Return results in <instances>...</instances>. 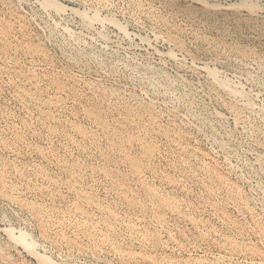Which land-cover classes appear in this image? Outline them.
<instances>
[{"label":"rangeland","instance_id":"1","mask_svg":"<svg viewBox=\"0 0 264 264\" xmlns=\"http://www.w3.org/2000/svg\"><path fill=\"white\" fill-rule=\"evenodd\" d=\"M104 1L0 0V264H264L258 153L225 115L210 140L207 72L175 63L253 62L264 127V0Z\"/></svg>","mask_w":264,"mask_h":264},{"label":"bare ground","instance_id":"2","mask_svg":"<svg viewBox=\"0 0 264 264\" xmlns=\"http://www.w3.org/2000/svg\"><path fill=\"white\" fill-rule=\"evenodd\" d=\"M108 1V0H107ZM110 1V0H109ZM113 1V0H112ZM129 5H131L136 12V14H138L139 16H145L147 17V19L150 21V23H152V25H156V20L154 18H152V15H150L147 12V7L146 6H142V4H140V1L138 0H126ZM93 2L97 5H100L101 7H106V3L104 0H93ZM40 3V1H39ZM45 4V2H43ZM83 3V2H82ZM88 3V2H87ZM85 4V3H84ZM123 4V3H122ZM41 5V4H40ZM124 5V4H123ZM127 5V4H126ZM110 6V5H109ZM128 6V5H127ZM44 7V6H43ZM100 7V8H101ZM112 7V6H111ZM114 7V6H113ZM122 7V6H121ZM110 8V7H109ZM131 8V7H130ZM132 8V9H133ZM102 9V8H101ZM107 9V8H106ZM129 10V9H128ZM151 10V8H150ZM131 11V10H130ZM149 11V10H148ZM61 14V13H60ZM122 14V13H121ZM132 14V13H131ZM134 14V12H133ZM135 16V15H133ZM137 17V16H136ZM155 17V15H154ZM93 18V17H90ZM135 19V18H134ZM162 20V19H161ZM162 23V22H161ZM153 28V27H152ZM158 30V29H157ZM156 31V30H155ZM160 31V30H158ZM156 37L160 36L158 35L157 32H154ZM92 35V34H91ZM195 35V34H194ZM153 37H155L153 35ZM166 37V36H165ZM168 37V36H167ZM172 37V36H171ZM163 38L165 40H168V42L173 45L172 47L176 48L179 45V42L177 43L176 41L172 40L170 37V39L168 38H164V37H160V39ZM159 39V40H160ZM179 40V39H178ZM157 41V40H156ZM212 45V44H211ZM174 48V49H175ZM181 47H179L178 49L180 50ZM153 49V48H152ZM219 49V48H218ZM177 50V49H175ZM224 50V49H223ZM183 51V49H182ZM220 51V50H219ZM222 51V50H221ZM234 51V50H233ZM155 52V51H154ZM173 49L171 48L169 50V53L167 54V57L171 60L175 59L176 57H174V53H173ZM208 52V51H207ZM237 53V52H236ZM176 54V53H175ZM240 54V53H238ZM244 55V53H243ZM246 56V55H245ZM248 59V58H247ZM178 60V59H177ZM117 61V60H116ZM179 61V60H178ZM178 61L175 63L180 66V68L185 69L186 72H190L196 75H200L201 71H205V77L202 79V84L204 85V87L206 88L207 91V96L210 97V99H213L218 106H220V108L222 109V114L221 113H213L212 115L208 114V112L201 113L202 110H200L199 114H197L195 120L197 125L198 124H203L204 128L209 130V138L210 140L214 143L217 142L216 138H213L216 133L218 134L219 130L226 134L227 133V129L224 126L225 122H223V119H227L226 117H223V115L227 116L229 121H231L234 126L236 127V129H238L244 137V141L247 142L248 146L250 147V151L252 153H258V155H256L258 158V164H262L261 166L264 167V156H261V153L259 152L260 150H264V127L262 125L257 124L256 122V118H258V112L255 110L254 104L251 101V99L247 98L244 95V91H243V86L244 83H256L257 81V75H253V70L252 68L254 67V63L253 62H247V64L245 66L248 65V67H245L243 69H241L240 74L239 75V82L238 81H230V80H222L219 79L217 77L218 73H215L216 71L214 69H210L208 68L206 65H203L201 67H196V66H188L185 64H181L178 63ZM253 61V60H252ZM116 63V62H114ZM176 65V66H177ZM192 65V64H190ZM239 66V65H238ZM132 67V66H131ZM240 68V67H239ZM146 71V70H145ZM148 71V70H147ZM255 72V71H254ZM131 73V72H130ZM146 73V72H145ZM144 74V73H143ZM192 74V75H193ZM137 75V74H136ZM195 75V76H196ZM147 77V76H145ZM203 77V76H202ZM149 78V77H148ZM146 80H149V79ZM180 79V78H179ZM142 81V79H141ZM145 81V80H144ZM152 83L153 81L150 80ZM178 81V80H177ZM177 81L176 84L178 83ZM181 81V80H179ZM150 82V83H151ZM157 82V81H156ZM164 82V81H163ZM167 82V81H166ZM174 82V84H175ZM244 82V83H243ZM142 83V82H141ZM151 83V84H152ZM168 83V82H167ZM182 83V82H181ZM258 86V85H257ZM149 87V86H148ZM185 87V86H184ZM187 87V85H186ZM153 88H155V90L159 93V96L161 95L162 97H164L165 99H167L168 101H170V99H173V92L174 89L172 87L171 84H161V81L157 82V83H153ZM193 89V87H191ZM184 90V89H183ZM197 90V89H196ZM155 92V91H154ZM190 92V93H189ZM194 92V91H193ZM192 92V93H193ZM196 92V91H195ZM202 92V89H201ZM188 93L191 94V89L188 88ZM154 94V93H153ZM186 94V93H185ZM197 93H194L193 96H189L188 94V98L186 99L185 102L188 103V109L187 111L189 113L193 112L194 109H196L197 107L195 106V104H198L197 100H196V95ZM204 95V94H203ZM206 95V94H205ZM204 95V96H205ZM184 96V95H183ZM206 96V97H207ZM248 96V95H247ZM200 97V96H199ZM186 98V97H185ZM162 99L163 102H165L166 100ZM175 99V98H174ZM183 99V98H182ZM181 99V100H182ZM198 99V98H197ZM253 100V99H252ZM172 102V100L170 101ZM177 102V100H176ZM178 104V103H177ZM186 104V103H185ZM177 106V105H176ZM256 106V105H255ZM196 107V108H195ZM201 107V106H200ZM257 107V106H256ZM199 109V108H197ZM205 109V107H204ZM259 109V108H258ZM206 110V109H205ZM197 111V110H196ZM199 111V110H198ZM260 112V111H259ZM262 112V111H261ZM215 114V115H214ZM214 115V116H213ZM189 116V114H188ZM192 115H190L191 117ZM264 116V114H263ZM262 116V118H263ZM194 117V116H193ZM192 118V117H191ZM191 121V120H190ZM259 122V120H258ZM215 123V124H214ZM261 123V122H260ZM192 125V124H191ZM227 126V125H226ZM197 128V127H196ZM204 130V129H203ZM230 131V130H229ZM208 133V134H209ZM220 134V133H219ZM230 134V133H229ZM213 136V137H212ZM217 137V136H216ZM218 138V137H217ZM221 138V136H220ZM219 138V139H220ZM228 139L225 137V140ZM229 140V139H228ZM243 140V139H242ZM219 141V140H218ZM222 141V140H221ZM230 142V141H229ZM228 142V143H229ZM240 142V141H239ZM224 144V143H223ZM222 145V144H221ZM226 145V144H225ZM246 146V145H245ZM226 147V146H225ZM223 147V148H225ZM219 148V147H218ZM220 149V148H219ZM229 150V148H227ZM242 149V148H241ZM227 150V151H228ZM231 150V149H230ZM222 152V151H221ZM236 151H233L232 153H234ZM260 153V155H259ZM225 154V153H224ZM234 156V155H233ZM240 158V157H239ZM255 160V159H254ZM255 163V162H254ZM252 165V164H251ZM254 165V164H253ZM261 167V168H262ZM247 168V167H246ZM260 168V165H259ZM254 171V170H253ZM261 171V170H260ZM256 174V173H255Z\"/></svg>","mask_w":264,"mask_h":264}]
</instances>
